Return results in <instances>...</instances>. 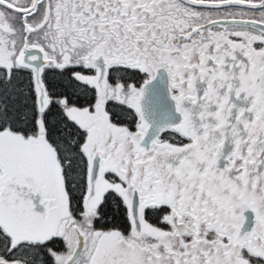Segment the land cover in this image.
<instances>
[{
	"label": "snow or ice",
	"instance_id": "6c2138e0",
	"mask_svg": "<svg viewBox=\"0 0 264 264\" xmlns=\"http://www.w3.org/2000/svg\"><path fill=\"white\" fill-rule=\"evenodd\" d=\"M0 264H264V0H0Z\"/></svg>",
	"mask_w": 264,
	"mask_h": 264
}]
</instances>
